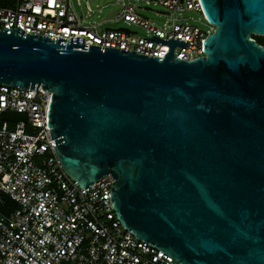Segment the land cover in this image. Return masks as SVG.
I'll use <instances>...</instances> for the list:
<instances>
[{"label":"water","instance_id":"95a60500","mask_svg":"<svg viewBox=\"0 0 264 264\" xmlns=\"http://www.w3.org/2000/svg\"><path fill=\"white\" fill-rule=\"evenodd\" d=\"M201 56L0 29V84L48 91L54 155L83 189L109 174L125 230L175 264H264V0H199ZM2 120H25L19 113Z\"/></svg>","mask_w":264,"mask_h":264},{"label":"built area","instance_id":"2783aa9c","mask_svg":"<svg viewBox=\"0 0 264 264\" xmlns=\"http://www.w3.org/2000/svg\"><path fill=\"white\" fill-rule=\"evenodd\" d=\"M160 6V26L138 16L135 6L120 0L116 20L138 26L145 36L128 28H100L91 23L86 0H0V29L12 28L46 36L83 38L82 45L134 51L161 58L167 45L142 38L177 39L174 58L193 60L212 27L190 25L186 12L202 18L199 0H148ZM85 13L82 15L81 5ZM159 16V15H158ZM51 94L0 84V264H175L135 238L116 219L109 200L112 178L106 174L83 189L67 178L55 158L46 125ZM19 113L25 120H2Z\"/></svg>","mask_w":264,"mask_h":264},{"label":"rangeland","instance_id":"374dc122","mask_svg":"<svg viewBox=\"0 0 264 264\" xmlns=\"http://www.w3.org/2000/svg\"><path fill=\"white\" fill-rule=\"evenodd\" d=\"M145 1L148 0H122L124 3L133 4L136 7L135 12L138 16L151 21L156 26H160L165 20V17L161 15V12H164L163 9L158 5H152L150 1L148 5H145ZM86 5L91 11L89 18L90 22L101 23L100 28H128L130 31L135 32L138 36H145V31L138 26L130 25L127 27L121 21L116 20V15L121 8L120 0H86ZM85 10L86 9L82 3L80 13L84 15ZM183 15L184 17L191 19V21H188L190 25H194L202 30L209 27L205 24L206 19L204 15L203 18L196 12H186Z\"/></svg>","mask_w":264,"mask_h":264},{"label":"trees","instance_id":"16d2710c","mask_svg":"<svg viewBox=\"0 0 264 264\" xmlns=\"http://www.w3.org/2000/svg\"><path fill=\"white\" fill-rule=\"evenodd\" d=\"M251 38L259 45L264 47V37H259V36H253L251 35ZM0 213L4 214L3 209L0 207Z\"/></svg>","mask_w":264,"mask_h":264}]
</instances>
